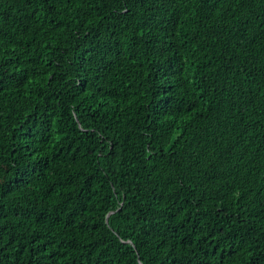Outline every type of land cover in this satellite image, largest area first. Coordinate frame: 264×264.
<instances>
[{
	"label": "trees",
	"instance_id": "1",
	"mask_svg": "<svg viewBox=\"0 0 264 264\" xmlns=\"http://www.w3.org/2000/svg\"><path fill=\"white\" fill-rule=\"evenodd\" d=\"M0 264H264V0H0Z\"/></svg>",
	"mask_w": 264,
	"mask_h": 264
}]
</instances>
